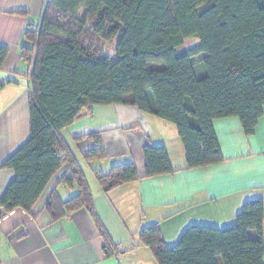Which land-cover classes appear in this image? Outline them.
I'll return each mask as SVG.
<instances>
[{
    "label": "trees",
    "instance_id": "obj_1",
    "mask_svg": "<svg viewBox=\"0 0 264 264\" xmlns=\"http://www.w3.org/2000/svg\"><path fill=\"white\" fill-rule=\"evenodd\" d=\"M25 35L29 135L2 164L14 176L0 217L29 210L64 162L61 181L77 192L63 200L54 191L48 210L53 218L81 206L92 212V192L62 130L94 104L133 105L173 123L187 167L223 158L213 119L237 116L250 134L262 114L264 0H49ZM190 36L197 42L183 46ZM6 53L0 43V66ZM142 150L145 176L173 171L163 144ZM104 154L98 144L86 158ZM95 174L104 191L139 177L133 161ZM263 218L262 198L247 199L229 225L191 223L168 245L155 222L135 244L150 247L158 264H264Z\"/></svg>",
    "mask_w": 264,
    "mask_h": 264
},
{
    "label": "crops",
    "instance_id": "obj_2",
    "mask_svg": "<svg viewBox=\"0 0 264 264\" xmlns=\"http://www.w3.org/2000/svg\"><path fill=\"white\" fill-rule=\"evenodd\" d=\"M48 1L0 0V43L7 47L0 66V197L14 176L2 164L29 135L31 65L21 47ZM212 123L223 158L187 167L173 123L123 103L85 109L62 134L89 184L92 212L81 206L52 217L47 205L53 192L63 200L77 192L75 184L61 181L69 173L62 163L29 210L18 206L0 217V264H158L150 247L135 244L142 227L157 222L172 245L191 223L223 227L234 222L245 200L261 197L264 204V105L250 134L237 116ZM146 142L166 147L172 172L144 175ZM98 144L105 154L87 159ZM127 161L135 163L139 177L104 191L95 171ZM262 229L264 236V218Z\"/></svg>",
    "mask_w": 264,
    "mask_h": 264
},
{
    "label": "rangeland",
    "instance_id": "obj_3",
    "mask_svg": "<svg viewBox=\"0 0 264 264\" xmlns=\"http://www.w3.org/2000/svg\"><path fill=\"white\" fill-rule=\"evenodd\" d=\"M195 42H197V38L195 36H190V37L185 39L183 46L188 47V46H191L192 44H194Z\"/></svg>",
    "mask_w": 264,
    "mask_h": 264
}]
</instances>
